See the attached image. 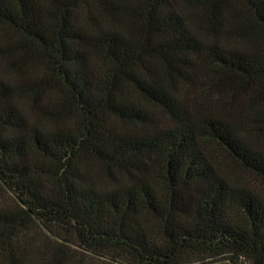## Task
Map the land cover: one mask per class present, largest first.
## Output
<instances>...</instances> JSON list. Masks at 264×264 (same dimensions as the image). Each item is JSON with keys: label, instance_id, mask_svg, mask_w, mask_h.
Wrapping results in <instances>:
<instances>
[{"label": "trees", "instance_id": "1", "mask_svg": "<svg viewBox=\"0 0 264 264\" xmlns=\"http://www.w3.org/2000/svg\"><path fill=\"white\" fill-rule=\"evenodd\" d=\"M264 0H0V264H264Z\"/></svg>", "mask_w": 264, "mask_h": 264}, {"label": "rangeland", "instance_id": "2", "mask_svg": "<svg viewBox=\"0 0 264 264\" xmlns=\"http://www.w3.org/2000/svg\"><path fill=\"white\" fill-rule=\"evenodd\" d=\"M213 158L218 168L222 172H224L230 179L238 180L240 183L256 191L261 197L264 198L263 183L247 174H243L242 172L238 171L224 154L216 152L214 153Z\"/></svg>", "mask_w": 264, "mask_h": 264}]
</instances>
